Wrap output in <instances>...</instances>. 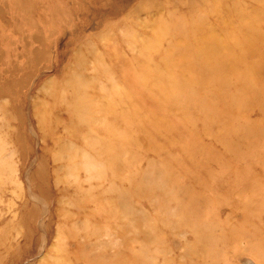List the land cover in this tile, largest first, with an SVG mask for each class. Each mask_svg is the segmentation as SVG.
Wrapping results in <instances>:
<instances>
[{
	"label": "rangeland",
	"instance_id": "obj_1",
	"mask_svg": "<svg viewBox=\"0 0 264 264\" xmlns=\"http://www.w3.org/2000/svg\"><path fill=\"white\" fill-rule=\"evenodd\" d=\"M263 21L0 0V264H264Z\"/></svg>",
	"mask_w": 264,
	"mask_h": 264
},
{
	"label": "bare ground",
	"instance_id": "obj_2",
	"mask_svg": "<svg viewBox=\"0 0 264 264\" xmlns=\"http://www.w3.org/2000/svg\"><path fill=\"white\" fill-rule=\"evenodd\" d=\"M260 4H263L262 2H260ZM262 7V6H261ZM135 12V11H134ZM251 18H253V16L251 17ZM249 21H251V20H249ZM253 21H251V23H252ZM255 22V21H254ZM264 22V21H263ZM256 24V23H255ZM257 24H259V23H257ZM257 24H256V26H257ZM261 24V23H260ZM250 25V24H249ZM236 26V25H235ZM251 26H253V25H251ZM193 27V26H192ZM200 27V26H199ZM258 27V26H257ZM191 28V27H190ZM194 28V27H193ZM246 28V27H245ZM252 28V27H251ZM251 28H249V29H251ZM235 30V29H234ZM248 30V29H247ZM248 36H249V39L251 38V40H249V39H247V36L245 35V37H246V40H245V42L246 43H248V44H250V48H249V51L250 50H252L253 51V49H254V45H255V42L254 41H257V40H261L262 41V37L261 36H263L262 34H261V36L259 35V33H253L252 31L249 33V34H247ZM245 39V38H244ZM250 41H253L254 43H251ZM243 43V42H242ZM207 49V48H206ZM249 51H247L246 52V48L244 47L243 48V51L241 52V56L242 57H246V55L247 56H249ZM255 53V52H254ZM253 54V53H252ZM254 55V54H253ZM253 55H252V57H253ZM207 57H209V56H207ZM215 57V56H214ZM206 58V57H205ZM218 59V58H217ZM249 59V58H248ZM253 62V61H252ZM256 62V61H255ZM215 63H217V62H215ZM261 64V63H260ZM213 65V64H212ZM256 65H258V64H256ZM210 66V65H209ZM211 67V66H210ZM250 67V66H249ZM214 68H216V67H214ZM218 68H221V67H217L216 69H218ZM252 68V67H251ZM264 68V67H263ZM212 70V69H211ZM214 70V69H213ZM229 70V69H228ZM253 71V70H252ZM258 72V71H257ZM260 74V73H259ZM264 81V80H263ZM255 84V83H254ZM258 87H259V85H257ZM261 86V85H260Z\"/></svg>",
	"mask_w": 264,
	"mask_h": 264
}]
</instances>
